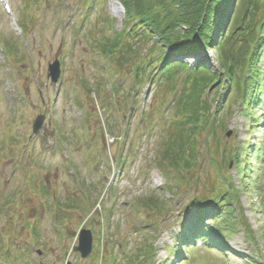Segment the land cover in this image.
<instances>
[{
  "label": "rangeland",
  "instance_id": "374dc122",
  "mask_svg": "<svg viewBox=\"0 0 264 264\" xmlns=\"http://www.w3.org/2000/svg\"><path fill=\"white\" fill-rule=\"evenodd\" d=\"M5 1L12 13L0 3V264H264V108L256 125L235 85L207 89L212 111L221 108L215 131L192 170L172 177L162 161L165 129L187 73L174 91L155 76L135 85L137 68L156 53L118 37L120 1ZM105 43L114 53H102ZM203 55L215 72L216 51ZM55 59L58 84L48 78ZM38 115L46 121L34 135ZM220 195L232 199L233 233L177 260L169 247L188 213ZM83 229L94 245L84 260L76 251Z\"/></svg>",
  "mask_w": 264,
  "mask_h": 264
},
{
  "label": "trees",
  "instance_id": "16d2710c",
  "mask_svg": "<svg viewBox=\"0 0 264 264\" xmlns=\"http://www.w3.org/2000/svg\"><path fill=\"white\" fill-rule=\"evenodd\" d=\"M119 1L124 7L125 18L122 29L117 32L118 37L149 43L150 50L156 53L137 68L135 84L140 86L141 79L152 80L155 76L158 84L165 80L174 91L179 74L187 73L179 89L181 95L174 98L175 104L178 103L177 119L175 117L171 127L164 128L169 137L162 154V161L167 162L173 172L172 177H181L192 170L200 156V148L209 142L215 131L221 108L212 111L207 89L219 84L220 90L227 82L228 90H231L235 85L244 113L257 125V112L264 108V0ZM101 46L103 54L114 53V44ZM210 49L216 51L218 68L215 72L207 66L209 58L203 55ZM191 58L197 60L194 65L184 61ZM133 100L135 103L136 99ZM218 100L221 107L226 102L224 97ZM128 130L126 127V134ZM138 140L129 145L132 156L137 153ZM119 162H123L121 158ZM161 169L166 178L171 177L170 171ZM220 198L223 204L214 212L206 211L204 207L212 205L216 199H205L197 206L196 220L185 230V244L196 237H202L205 244H217L214 240L224 242L233 233L235 221L231 219L232 208L229 206L232 199L226 195H220ZM225 209L229 212L224 213ZM204 213L212 219L222 220L217 221L213 230L201 232L198 225H203L199 219ZM170 253L177 259L183 257L177 247H170ZM135 258L140 261L139 255ZM167 264L174 262L167 260Z\"/></svg>",
  "mask_w": 264,
  "mask_h": 264
},
{
  "label": "water",
  "instance_id": "95a60500",
  "mask_svg": "<svg viewBox=\"0 0 264 264\" xmlns=\"http://www.w3.org/2000/svg\"><path fill=\"white\" fill-rule=\"evenodd\" d=\"M49 78H51L53 83H57L60 76H61V64L60 61L57 59L53 64L49 66ZM45 121L44 116H40L37 118L36 122L33 126V132L37 134L40 132L43 124ZM92 246H93V236L92 232L90 230H83L80 234L79 238V245L77 247V251L81 253L83 258H87L91 252H92ZM72 264V263H68Z\"/></svg>",
  "mask_w": 264,
  "mask_h": 264
},
{
  "label": "bare ground",
  "instance_id": "6f19581e",
  "mask_svg": "<svg viewBox=\"0 0 264 264\" xmlns=\"http://www.w3.org/2000/svg\"><path fill=\"white\" fill-rule=\"evenodd\" d=\"M115 9L117 10V8L115 7Z\"/></svg>",
  "mask_w": 264,
  "mask_h": 264
}]
</instances>
